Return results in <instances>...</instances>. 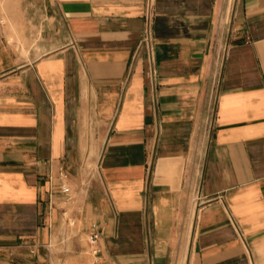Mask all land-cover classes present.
Masks as SVG:
<instances>
[{
	"label": "crops",
	"instance_id": "1",
	"mask_svg": "<svg viewBox=\"0 0 264 264\" xmlns=\"http://www.w3.org/2000/svg\"><path fill=\"white\" fill-rule=\"evenodd\" d=\"M0 264H264V0H0Z\"/></svg>",
	"mask_w": 264,
	"mask_h": 264
},
{
	"label": "rangeland",
	"instance_id": "2",
	"mask_svg": "<svg viewBox=\"0 0 264 264\" xmlns=\"http://www.w3.org/2000/svg\"><path fill=\"white\" fill-rule=\"evenodd\" d=\"M91 154L92 155H89V156L87 154H85V156H84L83 165H82L83 167H81V169H83L84 171L85 170L87 171L88 168H91V167L96 165V157H97L96 155L97 154H96V152H93ZM90 156H91V158H90ZM71 208H72V203L68 202V209H71ZM64 215L66 216L67 222H69L70 225L74 226V225H78L79 224V221H75L73 216L70 215L69 211L64 213ZM191 219H192V217H191ZM63 220L66 221L65 218ZM190 228H191L190 224L185 226L186 231L184 230L183 240L181 242L182 243L181 250H186L189 247ZM66 237H67V235H66ZM58 240L59 241L63 240L61 238L60 234H59L58 238L54 239V241H53V245L54 246L56 245V242Z\"/></svg>",
	"mask_w": 264,
	"mask_h": 264
},
{
	"label": "built area",
	"instance_id": "3",
	"mask_svg": "<svg viewBox=\"0 0 264 264\" xmlns=\"http://www.w3.org/2000/svg\"><path fill=\"white\" fill-rule=\"evenodd\" d=\"M68 187L67 186H63V189H67ZM98 236V232L97 231H95L94 233H92V235H91V237L93 238V239H95L96 237Z\"/></svg>",
	"mask_w": 264,
	"mask_h": 264
}]
</instances>
